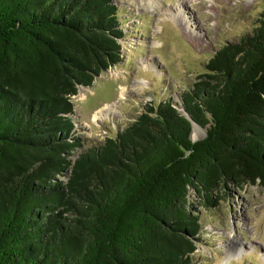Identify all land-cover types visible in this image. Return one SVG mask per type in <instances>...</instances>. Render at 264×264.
Listing matches in <instances>:
<instances>
[{
    "label": "trees",
    "instance_id": "obj_1",
    "mask_svg": "<svg viewBox=\"0 0 264 264\" xmlns=\"http://www.w3.org/2000/svg\"><path fill=\"white\" fill-rule=\"evenodd\" d=\"M120 24L113 0H0V264H194L190 189L208 207L264 186V11L180 109L145 105L75 154L71 96L122 61Z\"/></svg>",
    "mask_w": 264,
    "mask_h": 264
},
{
    "label": "rangeland",
    "instance_id": "obj_2",
    "mask_svg": "<svg viewBox=\"0 0 264 264\" xmlns=\"http://www.w3.org/2000/svg\"><path fill=\"white\" fill-rule=\"evenodd\" d=\"M113 3L124 32L122 61L71 96L73 131L81 142L75 154L114 135L145 105L170 99L180 109L181 93L199 80L215 50L251 33L264 11V0ZM105 105L109 109L94 118ZM197 129L202 138L204 129ZM212 196L217 203L207 207L199 194L189 191L191 211L201 225L192 254L194 264H264V186L228 184L227 190L221 188Z\"/></svg>",
    "mask_w": 264,
    "mask_h": 264
},
{
    "label": "bare ground",
    "instance_id": "obj_3",
    "mask_svg": "<svg viewBox=\"0 0 264 264\" xmlns=\"http://www.w3.org/2000/svg\"><path fill=\"white\" fill-rule=\"evenodd\" d=\"M179 7H180V5H179ZM121 89V88H120ZM122 90V89H121ZM124 90V89H123ZM123 90L122 91H120L121 93L120 94H123ZM106 109H109V106L108 105H105V106H103L102 108H100L97 112H95L94 114H93V117L94 118H97V116H98V114L100 113V112H102L103 110H106ZM93 119V118H92ZM198 127H197V125H194L193 126V131H192V133H191V137L193 138V139H195V138H198V136H199V132H198V129H197Z\"/></svg>",
    "mask_w": 264,
    "mask_h": 264
},
{
    "label": "water",
    "instance_id": "obj_4",
    "mask_svg": "<svg viewBox=\"0 0 264 264\" xmlns=\"http://www.w3.org/2000/svg\"><path fill=\"white\" fill-rule=\"evenodd\" d=\"M79 87H84V86H82V85H78V88H79Z\"/></svg>",
    "mask_w": 264,
    "mask_h": 264
}]
</instances>
